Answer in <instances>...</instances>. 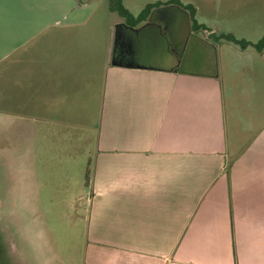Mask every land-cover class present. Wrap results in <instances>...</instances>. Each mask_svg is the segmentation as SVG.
<instances>
[{
  "label": "crops",
  "instance_id": "obj_1",
  "mask_svg": "<svg viewBox=\"0 0 264 264\" xmlns=\"http://www.w3.org/2000/svg\"><path fill=\"white\" fill-rule=\"evenodd\" d=\"M91 14L75 17L79 50ZM205 32L202 46L190 35L185 50L201 47V62L189 56L185 65L152 18L107 26L103 65H26L30 85L38 71L48 86L43 118L77 117L69 112L101 87L81 199L83 264H264V50ZM3 220L25 257L16 226Z\"/></svg>",
  "mask_w": 264,
  "mask_h": 264
},
{
  "label": "rangeland",
  "instance_id": "obj_2",
  "mask_svg": "<svg viewBox=\"0 0 264 264\" xmlns=\"http://www.w3.org/2000/svg\"><path fill=\"white\" fill-rule=\"evenodd\" d=\"M167 1L123 4L138 15L147 4ZM179 1L193 5L198 24L220 37L232 34L257 44L264 36V0ZM80 5L87 7L80 12ZM90 13L92 20L82 28L84 48L79 50L74 44L75 17ZM151 18L175 37L179 65H185L189 56L201 62V47L185 50L190 35L202 46L207 33L192 31L185 10L164 7ZM119 19L106 0H0V134L6 132L0 139V218L8 227L16 226L18 248L29 256V264H83L87 213L81 199L94 159L101 87L93 86L81 103L83 110L69 112L77 117L43 118L48 86L38 71L30 85L26 65H43L44 60L52 65H103L101 38ZM92 49L98 51L91 53ZM49 121L52 124L44 125ZM27 137L34 141L27 144ZM8 234L0 243V264H6L3 251L11 248Z\"/></svg>",
  "mask_w": 264,
  "mask_h": 264
},
{
  "label": "trees",
  "instance_id": "obj_3",
  "mask_svg": "<svg viewBox=\"0 0 264 264\" xmlns=\"http://www.w3.org/2000/svg\"><path fill=\"white\" fill-rule=\"evenodd\" d=\"M106 1L108 2L110 12L116 14L121 20L124 21V23L127 26L132 28L140 27L141 25L149 22L151 20L153 13L158 9L169 6H178L188 13L191 22L192 31L207 30L206 27L198 24L196 19L197 11L195 7L193 5H185L179 0H169L167 2H156L153 4H147L145 8L138 15H133L124 6L123 0H106ZM219 39L231 43L242 50H245L250 46H253L259 52L264 50V36L257 44H253L244 40H239L230 34L222 35L221 37H219Z\"/></svg>",
  "mask_w": 264,
  "mask_h": 264
},
{
  "label": "flooded vegetation",
  "instance_id": "obj_4",
  "mask_svg": "<svg viewBox=\"0 0 264 264\" xmlns=\"http://www.w3.org/2000/svg\"><path fill=\"white\" fill-rule=\"evenodd\" d=\"M0 243H3L2 239L5 238V234L9 232V230L7 229V227H5L3 224L0 223ZM11 230V229H10ZM12 232V231H11ZM9 235V244H10V250L9 251H3L4 253V257H5V261H6V264H28L25 257H24V254L21 255L20 257H18V255L16 254V250H15V247L12 243V240L14 238L13 234H8ZM4 244V243H3ZM5 264V263H4Z\"/></svg>",
  "mask_w": 264,
  "mask_h": 264
}]
</instances>
